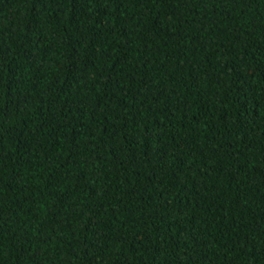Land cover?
<instances>
[{"label": "trees", "instance_id": "16d2710c", "mask_svg": "<svg viewBox=\"0 0 264 264\" xmlns=\"http://www.w3.org/2000/svg\"><path fill=\"white\" fill-rule=\"evenodd\" d=\"M0 264H264V0H0Z\"/></svg>", "mask_w": 264, "mask_h": 264}]
</instances>
